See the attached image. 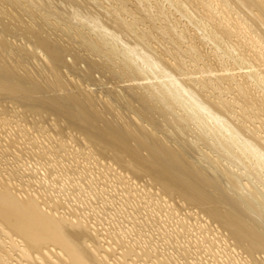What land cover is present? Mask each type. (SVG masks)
Here are the masks:
<instances>
[{"label": "bare ground", "instance_id": "bare-ground-1", "mask_svg": "<svg viewBox=\"0 0 264 264\" xmlns=\"http://www.w3.org/2000/svg\"><path fill=\"white\" fill-rule=\"evenodd\" d=\"M1 1L3 2L4 0H0V2ZM7 1L9 0H6V2ZM10 1L9 4L12 2ZM21 1L15 3L16 5H18V2L20 4L19 12L27 13L28 16L30 15L33 17L32 8L27 6L25 1V3H21ZM61 1L66 4L73 3V0ZM81 1L82 0H80V2ZM88 1L91 2H89V5L92 4L99 7L97 8L98 12L100 11L99 14L101 17L98 16L99 14L94 17L98 22H101L98 24H101L104 30H109L112 33L111 36L113 38H111L113 41L117 40L119 44L122 43V47L119 48L120 51L117 49V45H114L115 42L112 44L110 43L111 46L108 52L114 56L118 55V53L120 55V53L123 52L126 56L130 54L139 60V63L135 66V73L134 71L130 72V74L132 73L131 76H133V78H130L131 81L135 80L132 82L133 84H130L129 81L127 82L128 84L126 83L125 85L124 82L128 80L121 78V76L124 77V75L126 76L129 74L131 67L129 69L127 67L131 64L129 61L133 59L131 56H127V61L124 60L127 67H119V70L117 69L118 67L116 69L114 68V65L115 67L119 65L117 62L115 63V60L110 62V59H112L111 57L108 60H103L101 59L102 57H99L101 60L98 61L95 60L96 58L91 60L87 55V51L92 52L96 47L100 48L101 44L103 45V47L102 45L101 47L107 50L104 45L109 43L108 39L110 38L105 40L104 37H94L82 32L79 28L78 39L79 41L81 40L80 42L82 44L80 43L77 48H73V46L70 45H63L41 27H36V25L32 23L28 24L29 22L26 23L23 21L24 19L20 14L14 13L15 15H12V11L10 13L7 8H4L0 4V101H7V103L14 102V104L18 103L19 107L21 106L27 111H30V113L32 112V114L36 113L37 117L38 115L40 117L42 113H45L42 114L44 117H46V114L48 115V113H51L54 117L57 116L59 119L63 118L62 123H64V127H67L70 131L76 132L77 136L76 134H71L73 132L68 134H71L73 139L77 137L79 140V138L82 137V141H84L86 146L88 145V151L91 153L94 152L93 154L97 155V158L93 156L95 161L99 164L102 163V161L104 164H107L105 166H108V169L114 171L116 178L123 180L124 184L134 189V185L138 184L136 178H146L147 182L150 180V184L142 180L141 184H139L142 185V183H144V185H151L150 188L147 187L145 190L141 188L146 193L145 196L152 195V198L150 197L151 199L157 198L153 195L158 192L155 196L158 195V199L161 198L159 200L157 199L158 201L154 203L161 205L162 210L164 209L163 206L169 208L171 206L170 204L175 201L185 208L194 209L195 211L193 212L192 210V212L196 215V219H202L200 222L202 223L201 225H199V223H195V225H198L200 228L203 227V229L208 231L209 229L212 230V228L213 230H218L217 232L222 237V241L228 244L227 247L232 250L231 252L234 251L233 254L236 257L231 253L234 264H259L258 258H260L261 261V254L264 256V0H224V3L220 0H183L185 3L188 2L190 6L198 9L196 11L200 12V18L197 20L198 18L196 17V22L199 27H202V29L200 28L201 30L205 28L204 26H206V24L211 25L212 31L209 30V32H212V38L217 39L219 36L222 42L216 45H219L220 48L227 49V54L229 52L233 54L235 58L233 60L236 61L235 63L233 62V65L241 63V65H234L241 66V68L244 65L242 69L246 70V72L244 71L241 74L238 73L240 79L236 77L237 74L234 73L233 68L228 69L225 64H223L226 63V65H228L227 62H220L225 68H223L222 65L220 69H218L219 67H215L220 63L214 65V69L212 65L211 67L208 66L211 64L212 60H214L211 57L215 56V54L212 53L214 55L210 57L209 55L212 54H208L205 49L203 50V44L196 43L193 37H187L185 35L186 30L185 27H183L184 25L182 28H184L185 31L183 32L182 29V32H179V29H177V32L176 28L179 21L176 23V27L174 25L172 27V20L171 23L168 21L171 25V28L169 25V27H167V29L170 30L168 33L171 34V37L167 36V38H171H169L170 42L167 41L169 42L168 45L162 42L161 48L154 46L153 42L158 37L156 36L157 38L153 41L152 38L154 39L155 35L153 36V33H151L149 29L153 23L152 20L155 19L152 18L153 15L151 14L152 12H150V7H147L149 12L146 7L144 8L146 3L144 6L142 4L143 7L140 5L143 0L136 1V3L140 2L137 7L134 6L135 4L133 6L137 8V14L145 10L144 12L147 13L145 16H151L148 17L151 23L147 19L151 25L145 28H149L148 30L143 28L145 25L140 26L141 24L138 23V21L142 20L138 19H141V17L131 13V7L128 9V5L124 2L125 0L123 3L122 0L121 3L118 2V0L114 2L113 5L107 4L110 0ZM88 1L85 0V2ZM105 1L108 6L104 5ZM145 1L146 0H144V2ZM179 1L176 2L179 3ZM11 4L9 6L13 8L14 6ZM186 4L183 6L181 5L180 8V5L177 4L179 5L178 9L185 6L183 10H188ZM42 5L45 6L46 4ZM168 5L170 6V4ZM47 6L48 3L46 7ZM76 7L78 8L79 5ZM87 7L88 6H86V8ZM176 7H172V9L176 10ZM16 8H18V6ZM80 8L82 10L84 7L80 6ZM85 10L83 12H85ZM135 10L136 9H134V11ZM14 11L16 12V9ZM175 12L179 13L177 10ZM198 12H195V15H198ZM49 13H51V11ZM88 13L87 15L85 14V16H88ZM161 13L165 12L162 11ZM183 13L186 12L184 11ZM45 14L47 16L48 12ZM90 14L94 13L92 12ZM127 14H131L130 19L125 16ZM142 14L144 15V13ZM171 14L172 13H170L169 17ZM189 15L191 14H188V16ZM89 16L92 17V15ZM164 16L166 15L164 14ZM41 17H43L42 14L38 18ZM181 17L183 16L181 15ZM43 18L40 20L42 21ZM46 18L45 20H47ZM166 18L169 20L168 17H164V19ZM179 18L180 17H178V19ZM32 19H34V17ZM176 19L177 17L174 18L175 21L178 20ZM189 20L195 22L194 18L193 20L190 18L188 19L189 25H191ZM82 21H84V19ZM163 23L165 24V22ZM46 24L51 26L49 22H46ZM160 27L156 26L155 28L159 29ZM193 28L195 30L197 29L195 27ZM165 29L163 30L164 32H166ZM189 31L187 33L188 35ZM159 32L156 31L158 34ZM204 32L208 33L207 31ZM206 35L208 38V34ZM162 37L163 40L164 36L162 35ZM129 38H131V41ZM132 39L134 40L133 42ZM160 41L161 40H157L159 45ZM157 42L155 43L157 44ZM167 42L165 41V43ZM98 43L101 44L99 45ZM215 43L218 42L215 41ZM215 43L213 44L211 41V44L215 45ZM206 44L207 43H205V46ZM213 45H211V47ZM33 47L39 49V52L42 53V58L36 55ZM175 49L177 51H175ZM216 49L218 48L216 47ZM219 51L223 53V50ZM108 52L103 53L107 56ZM31 53L34 55H31ZM231 53H229V55ZM185 54H187V57L189 55L192 57V59L190 58L191 61H197H194L197 65L199 59L200 62L204 60L206 64L204 62H202V64L204 63L206 67L204 66L205 68H202L201 64V67H198L193 63L196 71L193 72L192 69L190 72L194 74L192 73L189 75L190 72L184 71L186 62L183 56ZM31 56H35L36 60L39 59L38 63H41V69L39 68L40 70H38L42 74L39 75V79L26 68V65L28 66L31 64L29 63L32 61ZM67 56L73 59L72 63H74V65H77V63L81 61H86L87 64L85 69H79V71H77L79 77L76 80L72 81L69 79L71 87L68 86V81L66 80L67 76H63L65 75L62 73L64 71L61 70V72L59 69L62 64H65L66 66L64 65V67H67ZM219 56L222 57L223 55ZM216 59L214 60L215 62L217 61ZM186 60L188 61V58ZM69 62L68 65L71 63ZM124 62L122 63L124 64ZM143 64L148 66V71L155 75L156 81L150 82L149 72L147 69L145 70L146 67H144ZM233 65L231 66L233 67ZM132 68L134 69V66ZM137 71L139 74L136 73ZM187 71L189 70L187 69ZM94 72L104 74L103 76L108 72L112 74L111 77H113V81L114 77L119 76L118 78L122 80H117L118 82L116 81L115 83L117 87L121 85V89H118L117 92L115 88L110 90V88L106 86L104 90L109 88V90L105 91L107 92L105 95L106 97L99 98V95L96 97L93 94L95 92L89 86L94 81ZM146 72L148 73L146 74ZM143 73L146 74V77ZM140 74H143L144 77H141ZM138 75H140V77ZM82 79H87L88 82L91 83L83 85V82V84L79 83ZM109 79L111 80V78ZM140 79L141 81L142 79L148 81L142 83ZM253 80L255 84L251 82ZM223 81H226L224 82L226 86H223ZM119 82H123V84ZM134 82H138L139 84L136 83L135 85ZM117 83H119V86ZM114 85L113 82L112 87H114ZM102 87L104 86L101 85L100 88ZM229 92L230 94H234L235 97H229L226 94H229ZM237 108H239V111L236 110ZM59 119L58 121H60ZM22 128L23 127H21V129ZM11 129L14 132V129ZM59 130V133L64 131L62 127H60ZM221 132L224 134L222 133L223 135H219ZM21 133L19 132V134ZM60 135H62V133ZM211 135L215 137H212V140L209 138ZM15 142H17V140ZM83 147H85V145ZM88 151L86 150V152ZM213 152H216V155L213 154ZM39 154L38 152L37 155ZM41 155L38 157H41ZM99 156H101V159ZM42 157H45V155ZM107 158L108 161H106ZM92 162L93 161H91V163ZM91 165L93 166V164ZM91 165H88V167ZM115 166L119 167L121 170L127 171L130 175L117 170ZM101 167H103V165ZM251 170H253V172ZM262 172L263 177L261 176ZM251 175L253 176L251 177ZM190 176H192V178H190ZM251 178L261 181V184L256 185L255 183L254 185ZM259 181H257V184ZM143 188H145V186ZM35 191L37 192L38 190ZM170 197H178L179 199ZM50 199L51 201L46 200L42 193L36 195L23 189L18 190L15 185H12L9 179H0V229H2L5 234L9 235L10 239L8 241L0 239V264H45V261H47L51 255L56 258L54 261L48 260L52 264L135 263L133 262L134 260L130 259L131 256L128 257V255L133 254V252L135 254L133 250L135 247L133 248V246H136L137 243L134 244V242H138L139 240H134L131 245H125L119 236L117 237L113 233L106 232L107 230L104 231L105 229L102 228V226L100 227L96 223L97 221H90L88 216H83L85 212L82 214L79 212L81 214V217H79L77 211L74 210L75 208H72V210L68 208L67 210L58 211V209H62V207L65 209L64 206L67 204H63L61 199L53 197H50ZM171 200L173 202H171ZM175 203L174 206L176 205ZM180 205H177L179 208L175 206L178 209V213L179 209L181 210L183 208H181ZM154 207L158 206L155 205ZM159 210L161 211V209ZM185 211L187 212V210ZM163 212L166 214L165 218H168L169 214L173 213V209L172 212L170 211L171 213L167 212L169 214L166 213V210ZM174 213L176 214L177 210ZM173 215L174 214H172V216ZM177 218H179L178 221L181 219L180 217ZM190 218L192 217L190 216ZM183 220L180 221L183 222ZM188 220H186V222ZM190 221L188 222L190 223ZM180 223L181 222H179V225ZM189 223L188 226L190 225ZM182 226L186 229L184 222L179 227ZM198 226L197 228H199ZM193 227H190V229ZM183 228H181L180 231L177 228V231L181 232ZM199 230L201 229L197 231L199 232ZM186 231L188 233L192 232ZM168 232L169 230L166 231L167 234ZM174 232H176V230ZM198 232L196 237L199 235ZM177 233L175 234L177 235ZM206 233L209 234L208 232ZM11 234L18 236V241H14ZM203 234L202 232L200 235L203 236ZM205 234L204 237L209 238L208 235L206 234V236ZM210 237H212V235ZM167 238L171 237L167 236ZM203 240L204 238H202V241ZM196 241H198L197 238L194 243H197ZM199 244L197 243L196 246L198 247ZM218 244L219 243H217V245ZM221 244L223 245L224 243ZM138 245L140 246L142 244L138 243ZM207 245H209V243L205 245V248H210V246L207 247ZM213 245L214 244H212V246ZM230 245L233 247H230ZM143 246H140V248H144ZM5 247H7V249ZM182 248L184 249V247ZM202 248L201 246L200 250ZM153 249L155 248L153 247ZM188 249L190 250V248ZM210 249L209 251L204 249V253H210ZM237 249H240V251L238 250L240 253H238ZM187 250L185 249V251ZM16 251H18V253ZM216 251L213 252L215 253ZM235 251H237L238 255H236L237 253L235 254ZM34 252H36L39 257H37ZM197 252L198 251L195 253ZM222 252L221 254L223 255ZM136 253V256L139 257V252ZM243 253L245 255H243ZM185 254L187 255V253ZM216 255L217 253H215L214 256L216 257ZM154 256L158 257V254ZM162 256L163 255L160 257ZM146 257H148V255H145V258ZM157 257H154V259ZM163 258H160L162 259L160 263H157L159 259L157 262L155 259L152 264H167L166 259ZM229 258L228 256V259ZM232 258L229 260L232 261ZM132 259L135 258L132 257ZM128 260H131V262ZM142 260L144 263L148 261L145 262L144 258H142ZM190 260L188 262H190ZM191 262L195 263V259ZM262 262L264 264V258ZM144 263L138 262V264ZM199 263L201 264V262ZM173 264H176V262Z\"/></svg>", "mask_w": 264, "mask_h": 264}, {"label": "rangeland", "instance_id": "rangeland-1", "mask_svg": "<svg viewBox=\"0 0 264 264\" xmlns=\"http://www.w3.org/2000/svg\"><path fill=\"white\" fill-rule=\"evenodd\" d=\"M4 1L3 2L1 1L2 3L0 2L1 6H3L4 8H7L10 13L12 11V15H15L14 13L20 14V16H22V18L24 19L23 21H25L26 23L29 22L28 24H31L32 23V24L36 25V27H41L47 33H49L50 36H53L57 40H59L60 43L63 44V45H68V46L70 45V46H73V48H77L78 47V45L81 43L80 42L81 40L79 41V39H78L79 38L78 37V30H79V28H80V30H82V32H85V33H87L89 35H92L94 37L95 36L101 37V38L104 37L105 40H107V38H110V39H108V42L109 43H106V45H104V47H106L107 50L105 48L104 49L102 48L103 45L101 44L102 43L101 42L100 44L102 45V47L98 43L100 45V48L99 47H96L95 49H97V50L94 49V51H92L93 53L91 51H87V55L90 57L91 60H93V58L94 59L96 58L95 60H98V61H100L101 59L108 60L111 57L112 59H110V62H112V61L115 60V63L117 62V64H119L116 67L114 65V68L115 69L117 67H118L117 69H119V67H122V66L123 67L124 66L127 67L126 66V63L124 62V60L127 61L126 60V59H128L127 56L128 57L131 56L133 59H132V61H129V62H131V64H130V66L127 67L128 69L131 67L130 70H129V74H127L126 76L124 75V77L121 76V78H124L125 80H128V81H125L124 82L125 85L129 81H130L129 82L130 84H133L132 82L135 81V80H132L131 81L130 78H133V76H131L132 73L130 74V72H133L134 71V73H135V71H136L135 70V66H136L137 63H139L138 62L139 60H137V58H134L130 54H127V56H126L125 54H123V52L120 53V55H119L118 52L120 51L119 48L122 47V45H121L122 43L119 44V41H117V40H114L113 41V39H112L113 37L111 36L112 33L109 30L108 31H106V29L104 30L103 26L101 24H98V23H101V22H98L97 19L94 18V17H96L99 14V12H100V11L98 12V8L99 7L97 6L98 7L97 8L95 5H92V4H90L91 5L90 6L89 5V2L90 1L86 0L88 2H85V0H82L83 3L85 2L83 4L82 1L80 2V0H73L72 1L73 3L66 4L65 2H62L61 0H59V1L58 0H35V1L34 0H22V1L21 0H11L13 3L9 0L12 3V4L11 3L10 4L12 6H14L13 8L16 9V12L14 11L15 9H13L11 6H9L10 5L9 4V1H7V2H6V0H4ZM17 1H21V3H25L26 2L27 6H30V8H32L31 11L34 14L33 17H34L35 20L32 19L33 18L32 16H30V15L28 16L27 13H21V12H19V6H20V4H19V2H18V5L15 4ZM117 1L118 0H116V1L115 0H110L109 3H107L105 1L104 5H107V4H112L113 5V3L114 2H117ZM123 1L124 0H122V3H123ZM136 1H138V0H134V1L133 0H128V1L125 0L124 2L128 5V9H129V7H131L130 10H131V13H133V15H136V16L139 15V17H141V19L138 17L139 18L138 20H142V21H138V23L141 24L140 26L145 25V26H143L144 29L147 28V27H150L151 24H149V22L151 23V21L149 20L148 17H151V16H148V15L145 16V14H147V13L144 12L145 10H143V9H142L143 11H141L140 14H137L138 13L137 12V8H134V6L137 7L138 3H140V2L136 3ZM146 1H148V2H146ZM146 1L144 2V0H143L144 3L141 2L140 5L142 6V4H143V6H144L145 3H146L147 6L145 5L144 8L145 7L146 8L147 7L148 8L150 7L149 8L150 9V12H152L151 14L153 15L152 18L155 19V20H152L153 23H152L150 29L148 28L151 31V33H153L152 35L153 36L155 35L154 39L152 38L153 41L155 40V38L158 37L154 42L152 41L154 46H156L157 48H161V43L162 42H163V44L168 45V43L170 42L169 41V38L171 37V34L168 33V31H170V30L167 29V27L170 26V28H171V25H172V27H173V25L176 27V25H177L176 23H178V21H179L178 26L176 28V31L177 32H178L177 29H179V32H182V29H183V32L186 30L185 31V35L187 37H189V38L190 37H193V38H195V42L196 43L203 44L204 45L203 50L205 49V51L208 54H212V53L215 54V56H213L214 54L209 55L210 57L213 56L211 58H213L214 60L217 57L219 58L220 57L219 55H221V56L223 55L219 59L218 58L216 59L218 62L217 61L215 62L214 60H212L211 64L208 65V66L211 67V65H212V68L213 69L215 67L216 68L219 67L218 69H220L221 68V65H222L220 62H227L228 65H226V63H223V64H225L226 68H228V69H232L233 68L234 73L237 74V75L236 74L235 75H236V77H238V79H240V75L238 73L241 74L244 71L246 72V70L242 69V68H244L243 67L244 65L242 66V68H241V66H238V65L237 66H234L236 64H240L241 65V63H236V64L233 65V62L235 63L236 61L233 60L235 58L233 57V54L231 52H229V53H231L229 55V53L227 54V52H228L227 49L222 48V47L220 48L219 45H216V44H221L222 41L219 39V36L217 37V39L216 38H212L213 37L212 32H209V30L212 31V27H211L210 24L209 25L206 24V26H208V27L204 26L205 28L203 30H201L202 27L201 26L199 27L198 23L196 22L200 18L199 17L200 16V12L196 11L198 9H196L193 6H190L188 4V2H186L188 5L184 2V1H188V0H184V1L183 0H180L181 2L179 0H168V1L167 0H146ZM176 1H179V3L176 2ZM220 1L224 3V0H220ZM118 2L121 3V0H119ZM182 2H184V3H182ZM4 3H6V4H4ZM47 3H48V6L46 7ZM131 3H132V5H131ZM176 3L179 4L180 6L177 5ZM7 4H9V5H7ZM42 4H46V5L43 6ZM168 4H170V6ZM185 4L187 6L186 8L189 11L186 10V9L183 10V8H185V6L182 7L181 9H178V6L180 8L181 5L183 6ZM75 5L76 6L79 5V7L77 8ZM173 5L175 7L177 6L176 7L177 8L176 10L179 13H181V14L175 12L176 11L175 9H172V7L175 8ZM17 6H18V8H16ZM80 6H83L86 10L84 8H82V10H81ZM86 6H88V7L86 8ZM188 6H189V8L192 7V8H190L191 9V12L193 11L192 13L190 12V9L188 8ZM11 8H12V10H11ZM69 8H71V9H69ZM47 9H49V10H47ZM132 9H133V11H132ZM134 9H136V10L134 11ZM149 9L147 10L148 12H149ZM84 10H85V12L86 11L87 12L86 13L83 12ZM89 10H90V12H89ZM130 10H128V11H130ZM181 10H182V12H181ZM46 11L48 12L47 16L45 14V13H47ZM50 11H51V13H49ZM91 11L94 14H90V13H92ZM162 11L165 12V13H161ZM184 11L186 13H183ZM194 11L195 12H198L197 13L198 15H195V12ZM95 12H96V15H95ZM188 12H190V13H188ZM39 13H40V15H39ZM87 13L89 15H92V17L89 16V15H88L89 17L88 16H85V14L87 15ZM142 13H144V15ZM170 13H172L173 15L171 14V16L169 17ZM41 14L44 17V18L41 17V18H43L42 21L40 20L41 18H38L39 16H41ZM164 14L166 16H164ZM188 14H191V15L188 16ZM161 15H163L164 17H168L169 20H167V18L164 19V17L161 16ZM181 15L183 17H181ZM98 16L101 17L100 14ZM125 16H127L128 19L131 18V14L130 15L127 14ZM186 16H188L189 18L186 17ZM159 17L161 18V20H160ZM176 17H177V19H178V17H180V18L178 20L176 19L177 21H175L174 18H176ZM45 18L47 20H45ZM145 18H146V20H145ZM182 18H184L185 20L182 19ZM190 18H191V20H193V18L195 20V22L193 21L194 23L189 20V23L192 26L193 25H198V26H193V27L197 28L196 30L191 25L188 24V19H190ZM83 19H84V21H82ZM87 19H88V21H87ZM147 19L149 20V22H148ZM171 20L175 24L172 23L170 25L168 21H170V23H171L172 22ZM162 21L165 22V24ZM46 22L47 23L49 22V24H51L52 27L50 25L48 26L46 24ZM90 22H92V23H90ZM160 22H162V23H160ZM204 22H206V21H204ZM142 23H144V24H142ZM180 23H183V24H180ZM184 23H186V24H184ZM187 24H188V26H187ZM44 25L45 26L47 25V26L45 27ZM98 25H100V26H98ZM160 25H161V27H160ZM180 25H181V27H180ZM156 26L157 27H160V28L159 29H156L155 28ZM182 26L185 27V30H184V28H182ZM189 27H190V31L192 30L191 32L189 31ZM148 29H145V30H148ZM154 29H156V30L153 31ZM164 29L166 30V32L168 34L163 31ZM156 31L159 32V34L156 33ZM174 31H175V29H174ZM188 31H189V35L187 34ZM204 31H207L208 33L204 32ZM75 32L77 33V35H76ZM195 32H196V34H195ZM205 33L208 34V38L206 37L207 35ZM99 34H101V35H99ZM165 34H166V36H165ZM200 34L202 35V37H201ZM204 34H205V36H204ZM162 35L164 36V39L163 40H162V38H163ZM167 36H170V37L167 38ZM135 38H134V40H135ZM205 38H207V39H205ZM97 39H99V38H97ZM129 39L131 41V38H129ZM204 39H205V41H204ZM134 40L132 39V42ZM157 40H161L160 41V45L158 44L159 41L157 42ZM201 40H203V41H201ZM214 40L216 42H218V43H215ZM165 41L166 42L169 41V42L165 43ZM211 41L213 42V44L215 43V45L211 44ZM113 42H115L114 45L116 44L117 45V49L119 50L117 52L118 55H116V56H114V55H112L111 53L108 52L110 50V46H111L110 43L112 44ZM155 42H157V44ZM204 42L207 43L206 46H205V43ZM211 45H213V46L211 47ZM215 46L218 49H216ZM33 48H34V50L36 52V55L39 58H42L43 56L41 55L42 53L39 52V49L37 47H33ZM217 50H218V52H217ZM219 50H223V53L224 54L222 53V51H219ZM175 51H177V50L175 49ZM212 51H214V52H212ZM224 51H226V52H224ZM88 52H90V53H88ZM103 52H108V55L109 56L108 55L107 56L104 55ZM31 55H34V54L31 53ZM69 57L66 58V62L67 61L69 62V60H70V62H71V63L69 62L70 65H68V62H67V67H64L65 64H62L63 67L61 65V67L59 69H60V71L61 70L64 71V72L61 71L63 74H65V75H63V74L62 75L63 76H67V79L66 80L68 81V86L71 87V85H70L71 83L69 84V82H70L69 79H71L72 81L73 80H76L79 77L77 71H79V69H85V67L87 66V64H86V61L85 62L81 61L80 63L78 62L77 65L76 64L74 65V63H72L73 62V59H71ZM99 57L100 58L102 57V58L100 59ZM186 57H187V54H185L183 56V58H184V61L186 62V68L189 71H187L186 68H185L184 71H186V72L189 73L193 69V72H195L196 70L194 69V66L197 65L195 63L197 61H195V60H194L195 62L193 60L191 61L192 57H190V55H189L187 57L188 58V61H189L188 62L186 60L187 59ZM214 57H216V58H214ZM221 58H222V60H221ZM223 58H225V59H223ZM33 59H34L35 62L33 61ZM122 59H123V61H122ZM31 60L34 62V64H33L32 61L29 62V63H31L30 65H32V66H30V65L27 66L25 64L26 65V68L29 69V71L31 73H33L39 79V75L42 74L41 72H39V70L41 69L40 68L41 63H38L39 59L36 60L35 56H33V57L31 56ZM121 61L124 62V64ZM190 61H191V64H190ZM134 62H136V63H134ZM187 62H188V64H187ZM202 62H204L206 64V62L204 60L200 62V59H199L197 66L198 67H201L200 66V64H201L202 65V68L204 66L206 67V65H204V63L202 64ZM217 63H220V64L217 65ZM113 64H114V62H113ZM230 64L233 65V67ZM141 65H142V63H141ZM188 65L190 66V68H189ZM214 65H217V66L214 67ZM133 66H134V69L132 68ZM143 66L146 67L145 70L146 69H147V71L149 70L148 66H146L144 64H143ZM225 66L222 65L223 68H225ZM198 67H196V68H198ZM237 67H238V69H237ZM128 69H127V71H128ZM239 70H240V72H239ZM96 72H94V76H93L94 77V81L92 82L91 85H89L91 87V89L95 92L93 94L96 97L99 95L98 96L99 98H101V97L102 98H105L106 97L105 95L107 94V92H105V91L109 90V88H110V90H113V88H115V90H117V92H118V89L119 90L121 89V85L119 86V83L120 82L117 83L119 87H117V85L115 83L117 80L118 81L122 80L121 78H118L119 76L118 77H114V81H113L112 80L113 77H111L112 74H109L107 72L108 74L105 73V76H106L105 77V76H103L104 74H100V73H96ZM148 72H149V75L150 76L149 75H147V76L150 77V79H149L150 82L156 81L155 75H153V73L150 72V71H148ZM148 72H146V74ZM136 73H138V71ZM192 73L190 72L189 75L192 74ZM143 74L146 77V74L145 73H143ZM143 74L142 75L140 74L141 77H144ZM140 75H138V76L140 77ZM136 76H137V74H136ZM149 77H147V78H149ZM107 78L108 79L111 78V80L110 79L108 80ZM115 78H116V80H115ZM246 79H247V77H246ZM145 81L147 82L148 80L142 79V81H141V79H140V82H142V83L143 82L145 83ZM113 82L115 84L114 87H112ZM138 82H136V83L139 84L140 82L139 83ZM185 82H186V80H185ZM224 82H226V81H223V86H226V84H224ZM251 82L254 83L255 81L253 80ZM79 83H82L83 85H85L86 83H91V82H88L87 79H82V80L79 81ZM103 83H106V84H103ZM136 83H135V85H136ZM120 84H123V82H121ZM101 85L104 86V87H102L103 89L100 88ZM106 86H108L109 88L107 87L108 89L107 90H104V89H106ZM155 86H156V84H155ZM119 94H120V92H119ZM226 94L229 97L234 96V94H230V92H229V94L228 93H226ZM3 105H5V106H3ZM18 105H19L18 103L14 104V102L7 103V101H0V179H9L10 182H12V185H15L18 190L19 189L20 190L23 189V190H26L29 193L36 194V195L42 193L43 197L46 200H50L51 201L50 197L57 198V199H61L63 201V204L65 203L67 205L64 206L65 209L62 207V209H58V211L67 210L68 208L69 209L71 208V210H72V208L73 209L75 208L74 210L77 211V214L79 215V217H81V214L85 212L83 214V216H85V215H86L85 217L88 216V219L90 218L89 219L90 221H94V222L97 221L96 223L100 227L102 226V228L105 229V230L103 229L104 231L107 230L106 232L113 233L117 237L119 236L123 240V242H124L125 245L126 244L127 245H131V243L134 240H139L138 242L137 241L134 242V244L137 243L136 246H133L134 244L132 245L133 248L135 247L133 249L135 251V254L133 252V254L128 255V257L131 256L130 257L131 260H134L133 261V262H135L134 264H138V262L139 263L140 262L141 263L142 262L144 263V261L142 260V258H144L145 262L148 260L147 261L148 263L146 262L147 264H152V262L155 259H156L155 260L156 262L159 259V262H157V263H160V260H162L160 258H163V257H165L163 259H166L167 264L168 263L169 264H173L175 262H176V264H182V263L183 264L184 263L185 264H187V263H189V264H191V263L192 264H195V263L200 264L199 262H201V264H211V263L212 264H220V263L221 264H223V263H225V264H228L229 263L230 264V261L231 260H229V259H231L233 257L232 254L234 253V251L231 252L232 250H230L229 247H227L228 244H226L225 241L224 242L222 241V237L217 232L218 230H216L214 228L216 230L215 231L212 228V230L209 229V231H210L209 232L208 230L203 229V227L200 228L198 225H195V223H197V224L199 223V225H201L202 223H200V222L202 221V219L201 220L200 219H196V217H195L196 215L193 213L195 211L194 209L185 208L184 206H181L180 203L177 204L178 203L177 201H175L176 202L175 203V202H173L171 200V202H173V203L170 204L172 206V208H171V206L169 208H166L165 206H163L164 209L162 210V206L161 205H157L158 203L155 204L156 201H158L161 198L160 195H159V197H160L159 199H158V195L155 196L156 194H158L157 190H156L157 193H155V190L153 189L154 190V193H155L153 196L154 197H157V198H154L153 197L154 199H151L152 198L151 197L152 195L145 196L146 193L143 190H145L147 187L150 188V186H151V185H149L151 183L150 180L147 182L146 181V178H142V179L141 178H136L138 180V184L137 185H134L135 186L134 189H131L127 184H124L123 183V180L116 178V175H114V171L108 169L107 168L108 166H105L107 164H104L103 161L100 164L95 161V158H97V155L96 154H93L94 152L91 153L90 151H88V145L86 146V144L84 143V141H82V139H81L82 137L79 138V140L77 139V137H76V139H73L71 137V134H76V132L70 131V129H68L67 127H64V123H62L63 122L62 121L63 118H60L59 119V117H57V116L54 117L53 115H51V113L50 114L48 113V115L46 114V117H44L42 115V114H45V113H42V114H40V117H39V115L37 117L36 113L32 114V112L30 113V111H27L26 109L22 108L21 106L19 107ZM21 109H22V111H21ZM236 110L239 111V108H237ZM58 119L60 121H58ZM1 121H3V122H1ZM4 121H5L6 124L4 123ZM99 123H101V122H99ZM21 127H23V128L21 129ZM58 127L59 128L62 127V129H64V131L61 132L62 135H60L61 133H59L60 130H59ZM11 128L14 129V132H13V130ZM18 130H19L20 133L21 132L22 133L19 134ZM27 131H29V132H27ZM71 132H73V133H71ZM207 132H209V131H207ZM223 132L219 133V135H223L224 134ZM68 133H71V134H68ZM13 134H14V136H13ZM76 136H77V134H76ZM212 137L215 138L213 135L209 136V138L211 140H212ZM53 138H55V139H53ZM72 139H73V141H72ZM16 140H17V142H15ZM197 142H199V141H197ZM63 143H65L67 145H65ZM69 145H71V146H69ZM84 145H85V147H83ZM64 149H65V151H64ZM81 149H83V150H81ZM86 150L88 152H86ZM38 152L40 153L39 155H37ZM43 153H45V154H43ZM41 154L45 155V157H42L43 155H41ZM89 154H90L91 157L89 156ZM213 154L216 155V152H213ZM35 155H37V156H35ZM40 155H41V157H38ZM99 158L101 159V156H99ZM91 161H93V162L91 163ZM106 161H108V158L106 159ZM87 164L88 165L93 164V166L91 165L93 168L91 166L88 167ZM101 164L105 168L101 167L102 166ZM90 167H91V169H90ZM115 167H116L117 170H120V171L128 174L127 171L121 170L117 166H115ZM86 168H87L88 171L86 170ZM101 168H103V169H101ZM240 169H242V168H240ZM85 171H87V172H85ZM251 171L253 172V170H251ZM128 175H130V174H128ZM252 176L253 175H251V177ZM261 176L263 177V172H262V175ZM190 178H192V176H190ZM251 179L253 180V184L254 185H255V183H256V185L261 184V181L255 180L254 178H251ZM141 180L143 182L145 181L146 183H149V182L150 183L148 185L146 183H145L146 185H144V183H142V185H140L141 184ZM247 180H249V179H247ZM257 181H259L260 183L258 182V184H257ZM144 186H145V188H143ZM155 186H157V185H155ZM138 187H139V189H138ZM136 188H137V190H136ZM35 190H38V191L36 192ZM143 192H144V194H143ZM122 194L125 195V196H123ZM170 198L179 199L178 197H170ZM152 202H153V204H152ZM174 203L176 204L175 206L180 205L181 208L183 207L184 209L183 208L181 210L179 209V213H178V209L177 208H179V207L177 206V208H176L174 206ZM155 205L158 206V207H154ZM158 208L161 209L162 212ZM167 209H169V210H167ZM172 209H173V213L172 214H174L173 216H172V214H169V213L172 212ZM175 209L177 210V213L176 214L174 213V212H176ZM165 210H166V213L169 212V213H167V214H169L168 218H165L166 217V214H164L165 212H163ZM185 210H187V212ZM192 210H193V212H192ZM188 213L189 214L191 213V214L189 215ZM185 216L188 217V218H186ZM190 216L192 218H190ZM177 217H180L181 218L180 220H183L184 219L183 222L186 225V227H185L186 229H184L183 226L182 227H179L180 225H182L183 222L180 221V220L178 221L179 218H177ZM174 218H177V219H174ZM195 219H196V221H195ZM186 220H188V221L191 220V221L189 223L188 221L186 222ZM179 222H181L180 225H179ZM192 222H194V223H192ZM188 223L190 224L189 225L190 227H193V224H194V227L190 229V227L188 226ZM197 226L199 228H197ZM172 228H174V229H172ZM177 228H178L179 231H180L181 228H183L182 230L184 231V233H183L182 230H181V232L177 231ZM198 229H201V230H199V232H198L197 231ZM167 230H169V232H172V233H169L168 232V234H167L166 233ZM173 230L174 231L176 230V232H174ZM186 230H188L189 232L190 231H192V232L191 233H188ZM193 230H195V231H193ZM196 231L199 233V235H197V237H196V234H197ZM201 231L204 234L206 232H208L209 234H207V233L206 234L208 235L209 238L204 237V234H203V236L200 235L202 233ZM175 233H177V235ZM213 233H215V234H213ZM165 234H167V235H165ZM193 234H195V235H193ZM190 235H191V237H190ZM211 235H212V237H210ZM11 236L14 238V241L15 240L18 241V239H19L18 236L13 235V234H11ZM167 236L168 237H171V238L173 236L174 237L171 239V238H167ZM176 236L177 237L180 236V237L177 238ZM182 236H184V237H182ZM200 237H201V239L199 240ZM196 238H197L198 241H202V238H204V240L206 239L207 241L206 240L205 241L203 240L202 242L196 241L198 244L200 243L199 244L200 246L198 245V247H197L196 246L197 243H194ZM0 239L5 240V241L10 240L9 239V235L5 234L2 229H0ZM218 239H219V241H218ZM138 243L139 244L140 243L142 244L140 246H143L144 245L143 246L144 248H142V247L140 248V246L138 245ZM183 243H184V245L186 247L183 245ZM201 243H202V245H201ZM208 243H209V245H207V247L210 246V248H211L212 244H214L211 249L210 248H208V249L205 248L206 247L205 245L208 244ZM217 243H219L218 244L219 246L217 245ZM221 243H224L225 245L224 244L222 245ZM190 244H191V247H190ZM203 244H205V245H203ZM137 246H138V248H137ZM152 246L155 249H153ZM201 246L203 247L202 248L203 251H202V249L200 250ZM180 247L181 248L184 247V249L183 248L181 249ZM187 247L190 248V250ZM219 247H220V249H219ZM230 247H233V246L230 245ZM5 248L7 249V247H5ZM185 249L186 250L188 249L189 251L188 250L185 251ZM204 249L205 250H208V251L210 249L211 252L210 253H208V252L204 253L205 252ZM215 249L216 250H219V251H216ZM238 250L240 251V249H237V251ZM184 251H185V253H187V255L184 253ZM196 251H198V252L195 253ZM213 251H216L215 253H217V255H216L217 258L214 256L215 253ZM237 251H235V254L237 253ZM239 251H238V253H240ZM16 252L18 253V251H16ZM136 252H139L138 255H140L141 257L140 256L139 257L136 256V254H137ZM212 252H213L214 255L212 254ZM221 252L223 253V255L221 254ZM224 253H225V255H224ZM238 253L236 255H238ZM34 254L37 257H39V255L36 252H34ZM155 254L156 255L158 254V257L157 256H154ZM211 254H212V256H211ZM145 255H148V257H146L147 259L145 258ZM161 255H163V256L160 257ZM183 255H186V256H183ZM243 255H245V254L243 253ZM51 256H49V259L51 261H54V259L56 260L55 257L52 256V258H51ZM224 256H225V260H224ZM228 256L230 257L229 259H228ZM132 257L135 258V259H132ZM154 257H157V258L154 259ZM226 257H227V259H226ZM261 257H262L261 258V261H260V258H258L259 259V262H260L259 264H261V263L263 264L262 259L264 258V256L261 254ZM17 258H19V257H17ZM138 258H141V259H138ZM150 258L152 259V261H151ZM214 258L215 259H218L219 262H218V260H215ZM185 259L186 260L188 259V260L186 261ZM194 259H195V263L194 262H191V261H194ZM48 260L45 261V264H52ZM131 260H128V261L131 262ZM189 260H190V262H188ZM211 260H212V262H211ZM216 261H217V263H216ZM178 262H180V263H178ZM213 262H215V263H213ZM146 263H144V264H146ZM231 264H234V259L233 258H232Z\"/></svg>", "mask_w": 264, "mask_h": 264}]
</instances>
